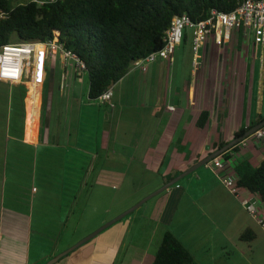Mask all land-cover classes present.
Here are the masks:
<instances>
[{
	"label": "crops",
	"instance_id": "1",
	"mask_svg": "<svg viewBox=\"0 0 264 264\" xmlns=\"http://www.w3.org/2000/svg\"><path fill=\"white\" fill-rule=\"evenodd\" d=\"M222 36L207 39L196 69L187 37L173 63L132 68L113 85L114 106L91 101L87 73L42 45L29 78L0 80V264H44L72 249L108 223L110 205L122 215L264 118L259 35L240 26ZM222 155L239 177L263 161L264 137ZM248 229L252 242L240 239ZM169 231L192 264H264V229L208 163L55 264H153Z\"/></svg>",
	"mask_w": 264,
	"mask_h": 264
},
{
	"label": "trees",
	"instance_id": "2",
	"mask_svg": "<svg viewBox=\"0 0 264 264\" xmlns=\"http://www.w3.org/2000/svg\"><path fill=\"white\" fill-rule=\"evenodd\" d=\"M13 1L0 0V47L26 42L62 44L84 63L89 99L98 101L137 60L164 47L175 16L188 14L196 23L209 18L214 9L229 13L245 0H61L46 5L31 0L16 6ZM207 116L202 114L201 126ZM263 120L260 117L248 130ZM246 132L242 130L236 137ZM239 146L231 149L237 151ZM245 167L238 171L239 185L259 194L264 203V159L255 169ZM255 238L251 229L240 236L246 242ZM193 262V255L179 238L166 232L153 264Z\"/></svg>",
	"mask_w": 264,
	"mask_h": 264
},
{
	"label": "built area",
	"instance_id": "3",
	"mask_svg": "<svg viewBox=\"0 0 264 264\" xmlns=\"http://www.w3.org/2000/svg\"><path fill=\"white\" fill-rule=\"evenodd\" d=\"M39 5L56 3L61 0H32ZM242 26L247 35L256 33L260 37L261 44L264 45V0H245L235 10L227 13L216 9L211 11V15L204 21L193 22L188 14L177 15L173 18L171 27L168 30L164 47L158 52L148 55L134 63V67L142 68L146 63L156 62L158 59L166 60L171 63L174 61L176 49L185 37L187 28L193 29L192 50L195 58L193 60L194 68H198L197 55L204 47L207 39L214 33H222L221 43L231 39L235 28ZM42 45V53L63 52L67 57L73 58L78 67L85 68L84 63L79 57L70 50L63 47L62 44L55 41L9 43L0 47V80L8 83H21L25 79L26 65L36 60L37 46ZM63 86L65 83L63 81ZM113 85L99 98L102 102L112 103ZM171 111L175 107H169ZM251 137L262 139L264 137L263 129L258 130L248 138L243 139L239 145L242 148L248 146ZM211 165L215 174L225 188L240 201L250 216L264 229V203L257 193L249 191L247 188L239 185V177L229 170L227 160L223 155L213 159L208 163ZM228 167V169H227Z\"/></svg>",
	"mask_w": 264,
	"mask_h": 264
},
{
	"label": "water",
	"instance_id": "4",
	"mask_svg": "<svg viewBox=\"0 0 264 264\" xmlns=\"http://www.w3.org/2000/svg\"><path fill=\"white\" fill-rule=\"evenodd\" d=\"M264 128V120L262 122H260L258 125L254 126L252 129H250L244 136L242 137H238L236 138L234 141H232L231 143L227 144L225 147L221 148L219 151H217L216 153L212 154L211 156H209L208 158H206L204 161L200 162L199 164H197L196 166L192 167L191 169H189L188 171H186L184 174H182L180 177L176 178L175 180L171 181L170 183L166 184L165 186H163L161 189H159L158 191H156L155 193L151 194L150 196H148L147 198H145L144 200H142L141 202H139L137 205H135L134 207H132L131 209H129L128 211H126L125 213H123L122 215L118 216L116 219L108 222L107 224H105L103 227H101L100 229H98L97 231H95L93 234H91L90 236L86 237L85 239H83L82 241H80L75 247H73L72 249L56 256L55 258H53L52 260H50L48 263L46 264H55L60 258L64 257L65 255L69 254L71 251H73L74 249L82 246L83 244L91 241L92 239H94L99 233H101L103 230H105L106 228L112 226L113 224H115L116 222H118L119 220H121L122 218H124L125 216H127L128 214H130L132 211L138 209L142 204H144L147 200L153 198L154 196L158 195L159 193L165 191L166 189H168L170 186L176 184L181 178H183L184 176L193 173L194 171H196L200 166L206 165L207 163H209L211 160L219 157L220 155H222L225 151L230 150L232 147H234L235 145L239 144L243 139L248 138L249 136L253 135L255 132H257L258 130H261Z\"/></svg>",
	"mask_w": 264,
	"mask_h": 264
},
{
	"label": "rangeland",
	"instance_id": "5",
	"mask_svg": "<svg viewBox=\"0 0 264 264\" xmlns=\"http://www.w3.org/2000/svg\"><path fill=\"white\" fill-rule=\"evenodd\" d=\"M29 1H31V0H15V1H13V6H16L18 3H27V2H29ZM192 34H193V29L192 28H187V30H186V37H187V40H185L184 41V44H183V46L182 47H184V46H186L187 47V51H188V49L191 47V41H192ZM180 49V48H179ZM178 49V51H177V59L178 60H180L181 59V52L182 51H180ZM180 51V52H179ZM39 52V49L37 50V53ZM159 60V59H158ZM157 60V61H158ZM182 68V67H181ZM34 70H35V60H32L31 61V63H28L27 65H26V74H25V78L28 76V78L32 75V73L34 72ZM86 79H87V82H88V76H86ZM131 83H132V81H131ZM87 128H88V126H86ZM68 167V166H67ZM67 167H63V170H68V168ZM63 173H64V171H62ZM69 172H70V169H69ZM79 174H80V172H79ZM69 189H70V187L68 188V192H69ZM135 188L133 187V186H131L130 185V187H126L125 188V192L127 193V192H132L133 190H134ZM152 194V193H151ZM150 195V194H149ZM149 195H147V196H149ZM147 196H145L144 198H146ZM143 198V199H144ZM143 199H141L140 201H142ZM139 201V202H140ZM139 202H137V203H135L134 205H132L130 208H128L127 210H129V209H131L132 207H134L136 204H138ZM129 204H127V206H128ZM112 206H114V205H110V220L109 221H107V222H110V221H112V220H114V219H116L118 216H116L115 215V213L117 212L116 211V208L117 207H112ZM130 206V205H129ZM126 210V211H127ZM137 211H139V210H137ZM140 211H143V210H140ZM125 212V211H124ZM136 213H141V212H136ZM122 214V213H121ZM103 215V214H102ZM114 216H116V217H114ZM133 217V216H132ZM106 224V223H105ZM104 224V225H105ZM103 226V225H102ZM101 226V227H102ZM101 227H99V228H101ZM97 230V229H96ZM87 237V236H86ZM79 238V237H78ZM85 237H83V238H81V239H79V241H81L82 239H84ZM132 239V237H131V235H129L128 237H127V239ZM78 241V242H79ZM77 242V243H78ZM63 246V245H62ZM50 261V260H49ZM49 261H47L46 263H48ZM46 263H44V264H46Z\"/></svg>",
	"mask_w": 264,
	"mask_h": 264
},
{
	"label": "bare ground",
	"instance_id": "6",
	"mask_svg": "<svg viewBox=\"0 0 264 264\" xmlns=\"http://www.w3.org/2000/svg\"><path fill=\"white\" fill-rule=\"evenodd\" d=\"M39 46V45H38ZM38 46H37V49H38ZM43 50V49H42Z\"/></svg>",
	"mask_w": 264,
	"mask_h": 264
}]
</instances>
